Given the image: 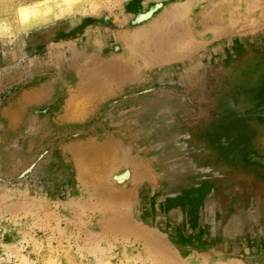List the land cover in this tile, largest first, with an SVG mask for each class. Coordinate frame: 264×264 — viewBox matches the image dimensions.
Masks as SVG:
<instances>
[{
    "label": "rangeland",
    "instance_id": "rangeland-1",
    "mask_svg": "<svg viewBox=\"0 0 264 264\" xmlns=\"http://www.w3.org/2000/svg\"><path fill=\"white\" fill-rule=\"evenodd\" d=\"M263 158L264 0H0V264H264Z\"/></svg>",
    "mask_w": 264,
    "mask_h": 264
},
{
    "label": "bare ground",
    "instance_id": "bare-ground-1",
    "mask_svg": "<svg viewBox=\"0 0 264 264\" xmlns=\"http://www.w3.org/2000/svg\"><path fill=\"white\" fill-rule=\"evenodd\" d=\"M164 44H165V42H164ZM74 61H75V60H74ZM94 75H95V74H93V76H94ZM96 75H97V74H96ZM98 75H99V74H98ZM102 75L105 76V74H102ZM93 76H92V77H93ZM94 77H95V76H94ZM90 79H91V78H90ZM90 79H89V80H90ZM94 80H95V79H94ZM91 81H92V80H91ZM98 81H99V80H98ZM98 81L96 80V82H98ZM96 84H97V83H96ZM92 87H93V86H92ZM94 87H95V86H94Z\"/></svg>",
    "mask_w": 264,
    "mask_h": 264
},
{
    "label": "water",
    "instance_id": "water-1",
    "mask_svg": "<svg viewBox=\"0 0 264 264\" xmlns=\"http://www.w3.org/2000/svg\"><path fill=\"white\" fill-rule=\"evenodd\" d=\"M263 163H264V158H263Z\"/></svg>",
    "mask_w": 264,
    "mask_h": 264
}]
</instances>
